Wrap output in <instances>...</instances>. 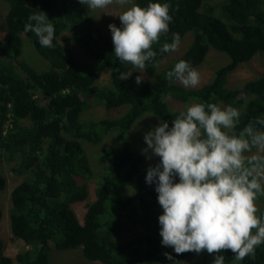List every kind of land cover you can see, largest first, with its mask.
<instances>
[{"label": "trees", "instance_id": "1", "mask_svg": "<svg viewBox=\"0 0 264 264\" xmlns=\"http://www.w3.org/2000/svg\"><path fill=\"white\" fill-rule=\"evenodd\" d=\"M5 1L9 7L0 39V156L6 158L11 172L28 174L11 190L8 222L12 236L30 248L11 259L4 253L0 235V264H44L53 248L81 247L87 259L102 264H176L194 254L178 255L161 244L158 217L163 209L155 184L145 181L151 164L133 147L128 131L143 115H154L171 127L181 111L171 108L169 94L183 96L188 106L225 103L238 109L237 132L249 121L264 118V73L235 87L227 85L235 69L264 51V0L219 1L221 15L205 0H133L145 8L152 2L168 3L172 16L168 32L152 45L157 56L147 63L139 85L131 69L139 70L116 58L112 33L101 29L86 5L78 0ZM37 10L45 12L54 25L51 48L42 47L34 32L24 30L29 15ZM62 32H67L66 40L82 48L88 62L74 61L59 44ZM174 33L180 41L191 33V42L158 69L155 61L169 54L160 48L172 42ZM24 38L47 60L46 68L37 69L23 59ZM211 49L224 53L227 62L207 84L187 89L179 82H168L165 74L176 62L188 61L195 69ZM103 67L110 71V87L93 82V74ZM91 103L127 109L119 117L81 121V113ZM109 132L115 133L117 141L102 148L99 157L104 168L95 199L80 220L75 205L88 198L87 180L92 173L81 139L99 143ZM6 185L0 171V192ZM258 199L264 201V197ZM257 215L264 217V208ZM2 218L0 207V222ZM125 231L129 236L119 240L117 234ZM216 255L224 257V264L236 261L230 249L218 254L204 250L197 254L199 264H212ZM239 263L264 264V244L255 249L254 258L245 257Z\"/></svg>", "mask_w": 264, "mask_h": 264}, {"label": "clouds", "instance_id": "2", "mask_svg": "<svg viewBox=\"0 0 264 264\" xmlns=\"http://www.w3.org/2000/svg\"><path fill=\"white\" fill-rule=\"evenodd\" d=\"M78 2L89 11L131 4L118 14L122 27L114 23L108 27L116 58L144 73L157 56L152 45L169 30L170 4L152 2L145 8L131 0ZM24 30L34 32L42 47L53 46L55 28L45 12L29 15ZM179 42V34L174 33L160 52L176 51ZM165 76L169 83L185 87L200 83L199 73L185 60L176 62ZM142 82L143 75L137 76L136 84ZM240 117V111L231 106L192 104L175 116L171 127L161 120L144 134L142 154L149 160L159 158L147 168L145 181L155 184L163 209L158 217L161 244L178 255L230 249L239 262L254 258L255 249L264 244V217L257 215L256 205L264 197V118L249 121L237 132ZM164 255L173 259L171 253ZM212 264H224V257L216 255Z\"/></svg>", "mask_w": 264, "mask_h": 264}, {"label": "rangeland", "instance_id": "3", "mask_svg": "<svg viewBox=\"0 0 264 264\" xmlns=\"http://www.w3.org/2000/svg\"><path fill=\"white\" fill-rule=\"evenodd\" d=\"M133 0H131L132 3ZM222 2L223 0H205L207 5L213 6L216 14L221 15L220 13V4L217 2ZM8 2L5 0H0V39L5 35L6 23L5 17L8 11ZM131 4L124 5L123 7L113 4L109 5L107 8L96 11H89V16L101 27L105 33H111L108 25L114 23L117 27H122L121 21L118 14L130 7ZM264 7V3H263ZM101 11L107 13H101ZM101 13V14H100ZM111 13V14H109ZM100 15V16H99ZM99 18L97 19L96 17ZM67 32H62L61 35L57 38L59 44L62 47L70 52L73 56L74 61L88 62L89 58L85 56L82 48L74 42L66 40L65 36ZM192 34L188 33L180 42L176 51L170 52L167 56L161 59H157L155 64L158 66V69H161L168 65L172 60L177 58L183 50H185L189 43L191 42ZM22 57L29 64L33 65L37 69H43L48 66L47 60L41 56L26 38L23 39L22 45ZM227 62V56L215 49H211L205 59V61L195 68L200 75V83L195 87H186L187 89L197 88L202 85H205L209 82V79L214 75L215 70ZM131 68H134L131 65ZM131 73L136 74L137 76L145 75L140 71H135L131 69ZM264 73V51L259 52L253 57L250 61L241 64L237 69H235L228 77L227 85L230 87H235L245 83L247 80L258 77L260 74ZM93 82L98 86L110 87V71L106 68H101L98 72L93 74ZM181 84V83H180ZM183 97V96H182ZM180 95L175 97L169 94V104L173 110L184 111L186 109V103ZM193 104V103H192ZM190 104V105H192ZM221 107H228L225 103L220 104ZM127 109V106L121 107H106V104L103 103H91L81 113V121L96 120L102 118H115L122 115ZM160 123L159 118L150 115H143L135 121L133 129L128 131V138L131 141L133 147L142 153V149L146 147L144 141V134L150 129L154 128ZM103 139L99 143H94L89 140L81 139L84 152L88 157L89 163L92 168V173L88 178L89 186V196L84 202L77 203L75 205L76 213L80 220H83L84 214L87 211V204L92 202L95 199V188L99 183V178L104 168V164L100 159L102 153V148L114 145L116 143V135L113 132L102 135ZM144 155V154H143ZM145 156V155H144ZM146 159V157H145ZM151 165H155L159 162L158 157H153L151 160L146 159ZM17 162V160H16ZM0 171L7 178V185L4 190L0 192V207L3 210V218L0 222V235L4 243V253L9 258H15L18 253L24 252L30 247L27 246L24 242L15 239L11 234L10 225L8 222L9 209L11 206L10 194L13 187L21 181V179L27 177L28 174H16L10 171V165L7 163L6 158L0 156ZM178 178V177H177ZM176 178V179H177ZM256 205L258 209L264 208V201L257 199ZM255 232V230H253ZM129 236L127 231L117 234L119 240H123ZM49 259V262H48ZM42 263L46 261L45 258L41 259ZM13 262V261H12ZM47 263L44 264H102L100 262H94L87 259L83 253L81 247L68 249L61 251L60 249L53 248L50 250L47 256ZM200 258L196 253L184 258L182 261L176 264H199ZM231 264H240L235 261Z\"/></svg>", "mask_w": 264, "mask_h": 264}]
</instances>
